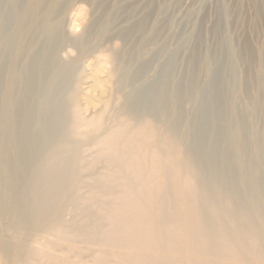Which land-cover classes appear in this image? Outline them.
<instances>
[{"label":"bare ground","instance_id":"obj_1","mask_svg":"<svg viewBox=\"0 0 264 264\" xmlns=\"http://www.w3.org/2000/svg\"><path fill=\"white\" fill-rule=\"evenodd\" d=\"M19 1L7 0L3 5L0 0V93L5 87L4 100H14L17 103L1 109L4 113L0 120L4 126L0 131L5 132L6 137L0 135V163L10 164L5 167L0 164V185H5L7 190L2 205H14L17 199L28 197V192L24 190L16 193L23 180L19 178V171L11 175V163L22 168L24 162L31 159V153L39 147L47 148L49 157L37 155L38 151L32 156L35 157L39 170L35 174L34 184L40 188L43 186L41 178L49 175L54 168L62 166L64 155L61 156V153L65 145L56 142V145H48L49 149L45 144L48 135H42L41 132L44 124L49 122L53 123L56 129L60 128L64 121L59 117L58 111L62 109L71 113L70 125L65 124L63 132L72 134L70 131H73L75 135L79 133L78 128H88L87 132H100L94 137L93 144L98 149L95 150L93 160L88 166L104 160L109 168L92 178L94 186L93 191L86 196L88 199L82 197L70 202L75 212L70 225H66L61 217H47L46 201L50 200L52 192L38 205H30L27 211L31 212L33 220L35 219L36 223L42 222L37 225L33 239L25 241L21 249H11L8 257L2 254L3 241L0 240V264H13V260H22L24 264H264L263 251L256 250V232L262 231L264 226V210L261 206L263 202L260 197L253 201L255 195L251 196L253 202L250 204L259 218V223L255 224L249 219V210L242 207V202L235 200L236 195L241 196L240 200L244 197L241 191L244 184L231 180L232 174L237 175L242 171L241 165L238 166L232 159H227L229 162L226 166L221 164L223 152L218 147L214 135L219 131L221 123L213 108L221 107L222 102L215 96L210 97L212 90L219 87L216 60L210 53V46L204 50L200 60L189 61L191 66L186 67L182 74L183 81L179 85L175 84L178 88H175L173 93L168 92V74L164 73L166 81L163 82L161 78L157 83H143L135 92L131 90L124 97L119 94L127 89L124 88L123 76L125 75L126 79L138 78L140 81L147 71L146 61L140 65L138 73L130 68L133 73L128 75L130 70L128 72L125 69L122 53L111 50L114 58L111 76L119 75L122 84L120 83L116 92L110 91V101L104 103L103 109L93 117L84 118L78 112L76 97L69 95L71 98L67 100L57 93L63 81L66 82L67 76L64 77L67 67L54 59L57 47L54 43L52 45V39L56 33L50 29L48 12L42 16L43 20H39L43 25L41 29L46 46L52 45L51 54L48 52V55L45 53L43 58H39L37 56L39 51H42L40 49L34 54V58H29L30 60L23 63L34 44L29 38L34 33V17L44 10L45 4L40 3L43 0H30L32 9L30 13L27 11L25 16L28 14L31 19L27 17L29 20L26 27L20 24L24 28L21 26L15 30L17 41H11L12 38L9 40L7 35L12 21L18 16L24 18V14L17 9ZM82 1L93 7L94 19L80 38L64 39L60 46L61 51L68 46L77 48L83 45L82 42L94 30L99 29L97 19L102 13L109 12L111 8L115 11V0ZM122 1L119 0L118 3ZM143 2H128L130 11L139 8L138 13L144 15H141L135 24H130L127 20L122 21L126 16L121 20L117 34L119 39L124 41L123 47L124 44H132L131 37L136 32H133V28L144 25L145 16L151 13V10L147 9H152L156 4V0ZM112 23L115 26V22ZM225 26L231 29L233 21L226 20ZM216 28L214 24L211 28L212 34ZM109 37L113 39L115 36ZM202 42L203 40L195 39L193 48L196 49ZM230 43L232 61L229 65L234 64L235 67H230L232 79L228 84L234 81L239 83V91L242 92L246 107L253 117L256 113L264 112V47L260 44L253 45L245 33L238 44L235 45L232 41ZM213 45L215 46L216 42ZM195 72L206 78H210L213 72L216 73L209 79L210 87L206 89L210 91L206 100L209 112L202 109L201 94L205 91L195 85L193 78L190 79ZM3 74L4 79L1 77ZM219 76H223L222 73H219ZM185 82L190 83L187 92ZM20 88L22 90L18 93ZM256 96L262 98L255 101ZM116 99L120 103L118 111L110 112L106 117L104 112L109 108L110 102L112 106ZM164 99L171 100L175 105L177 111L174 119L179 115L185 118L181 131L178 130L177 124H174V120L169 124L167 132L162 133L159 129L162 117L161 101ZM199 113L208 121L209 129L205 133L199 132L202 127ZM106 119L110 121L108 127ZM251 123L254 147L262 159L264 168L262 131L257 132L253 119ZM221 129H225L227 133L226 128ZM32 134L37 135V139L31 142L27 139ZM235 135L234 131L230 132V141ZM231 149L233 152L234 148ZM27 181L33 182L31 178ZM79 182H75L76 189L79 188ZM46 190H52V187H46ZM56 196H59L58 192ZM91 201L97 204V212L94 214L88 213L87 209ZM19 210L21 211V208ZM21 222L22 220L15 221V232ZM73 237L81 240L76 242ZM6 242L9 245L12 243L6 240L4 244ZM90 245L96 248L89 252L88 260L82 261Z\"/></svg>","mask_w":264,"mask_h":264},{"label":"rangeland","instance_id":"obj_2","mask_svg":"<svg viewBox=\"0 0 264 264\" xmlns=\"http://www.w3.org/2000/svg\"><path fill=\"white\" fill-rule=\"evenodd\" d=\"M118 1L119 0L114 1L115 11L114 8H111L109 12L102 13L100 18L97 19L99 29L94 30L93 33L82 42L83 45H79L77 48L76 46H74V48L68 46L65 50L61 51L60 46L64 39L77 40L81 37L84 30L90 26L94 19L93 7L82 0H43L40 2L41 5L45 4L42 12L43 14L40 12L41 14L34 17V33L31 34L29 38L34 44H32V47L29 49V56L23 63L30 60L29 58H34V54L40 49H42V51L41 53L39 51V55L37 56L39 58H43L45 53H47V55L48 52L51 54L52 45L53 43L54 45L56 44L57 53L54 59H56L60 65H66L67 67V72L64 77L66 78L67 76L66 82L63 81L62 87L59 88L60 90H58L57 93L61 94L64 99L76 97L75 100H77L76 104L79 114L84 118H90L103 109L104 103L109 99L111 92L114 90L116 92L120 87V83L122 84L119 75L116 74L115 77L111 76V71L114 66V58H112L111 50L115 51V53L117 51L122 53V61L126 66L125 69H127L126 71L128 72L130 70L129 73L127 72L128 75L133 73L132 71L138 73L140 65L146 61L147 71L140 81L138 78L126 79L125 73L123 74L125 76H123V79H125L123 81L125 85L124 88H127L128 91L124 89L125 91L122 90L119 94L124 97L125 94L131 90L135 92L138 86H141L143 83V85L157 83L161 78L163 82L166 81V77L163 76L164 73L168 74V92L173 93L174 90L178 88H176L175 84L179 85L180 82L183 81L182 74L184 70L186 67L191 66L189 65V61L191 59L200 60L204 50L210 46V53L216 60L215 65L217 68L216 73L219 78V87L214 88L212 94H210V91L206 90L210 87L208 86V82L210 84L209 79L216 75L214 72L211 74L210 78H206L195 72L191 75L190 79L193 78L192 80H195V85H198L205 91L201 94V99L203 102L202 109L206 112H209V106L206 103L208 94H210V97L215 96L222 102L221 107L215 106L213 108L219 116V123H221L219 131L214 134L217 139L218 147L222 149L223 152V156L221 157L223 162L221 164L222 166H226L232 159L234 162H237L238 166L241 165L242 171H240V173L238 172L237 175L232 174L231 180L237 184H244V187L241 188L244 197L243 200H240L239 198L241 196L239 197V195H236L235 200L237 202L239 200L243 203L242 207L249 210V219L255 224H258L259 218L254 214V209L250 203H252L256 197H260L263 202L261 206L264 210V168L261 164L262 159L257 153L256 147H254L251 119L255 122L257 132L260 133L262 131V140H264V112L256 113L252 117L246 107V100L242 92L239 91V83L237 81H234L232 84L228 83L232 79L230 67H235H233L234 64H232V66L229 65V62L231 63L232 61L230 42H234L235 45L238 44L245 33L250 38L253 45L256 46L260 44L264 47V0H156L154 7L152 9H147L151 10V13L145 16L144 25L142 27L133 28V32H136L131 37L132 44H124V47V41H121L117 34L121 20L126 16L122 21L127 20L130 24H135L140 16L144 15L143 13H138V11H140L139 8L135 11H130L129 7H127L128 2L131 3L133 1L141 3L145 0H123L120 3H118ZM1 2L5 5L7 0H1ZM17 9L20 10V13L24 14V18L18 16L16 20L12 21L13 23L10 26L12 29L10 28L8 30L7 36L9 40L12 38L11 41L13 42L17 41L15 30L22 25L26 27V22L31 19L28 14V16H25V14L27 11L30 13L32 3L30 0H20ZM47 12L51 20L50 29L54 30L56 34L55 37L53 36L52 45L48 44L46 46V39L41 29V27L43 28L41 24V20L43 19L41 18H43L42 16ZM226 20L233 21L231 29L226 28ZM112 22H115V26H113ZM20 24L22 25L20 26ZM214 24H216L217 28L212 34L211 28ZM23 26L22 28H24ZM37 34L40 35L38 36ZM111 35L115 37L110 39L109 36ZM35 36L37 37L35 38ZM35 39H37L36 42ZM195 39L203 40L196 49L193 48ZM214 42H216V47L213 45ZM56 60L55 62H57ZM130 68H132V71ZM219 73H222L223 76H219ZM1 77L4 79V74ZM185 86L187 92L190 83L185 82ZM231 88L233 90H231ZM3 89L4 90L1 91L2 95L0 93V118H3L2 115L4 113V110L1 109L17 104L14 100L8 102L4 100L3 94L6 93V88L4 87ZM21 90L20 88L18 93ZM23 90L25 89L23 88ZM69 95L72 96L70 97ZM260 98L262 97L256 96L255 101H259ZM119 104L118 99L112 102V106L110 102L109 108L104 112L106 117L110 112H117L120 106ZM161 105L162 117L159 121V129L161 132H167L169 124H171L173 120L174 124H177L178 130L181 131L185 125V118L183 115H179L177 119H174L177 109L169 99L162 100ZM191 113V110H189V114ZM200 113L198 117L201 115ZM58 115L66 122H63V126L60 125V128H57L59 132H56L58 131L56 126L53 127V123L50 122L49 124H44V126L46 125L47 127L45 126L44 128L43 126L41 132L42 135L44 133L48 135L45 140L47 147L48 145H56V142L57 144L59 142L65 145L63 147L64 151L61 153V156L64 155L62 166L60 168H54L46 177L43 176L40 181L43 186H41V188L36 187L34 184L35 174L39 170L38 163L35 162V157L32 158V156H35L37 151V155L41 154L43 157L50 156L47 148L39 147L37 151L30 154L31 159L26 160L22 168L16 167L15 163H11V175H15L17 174L16 171H19L18 174H21L19 178L23 180L22 186L17 187L16 193H20L23 190L24 192H28V197L26 199L22 197L21 200L17 199L14 205H2L6 198L7 190L5 189V185H0V240L3 241L2 254L4 256L8 257L11 249H21L25 241L32 240L37 225L42 222L38 221L36 223L35 219L33 220L31 212L27 211L30 205H38L41 203L42 199L45 200L52 192L50 200L46 201V207L48 208L47 217H61L65 224L69 223L68 225H70L75 215V212L70 206V202L82 197L88 199L86 196H89L93 191L94 177L99 173L105 172L109 168V165L107 162H104V160H100L88 166L93 160L95 150L98 149V147L93 144L94 137L100 132L93 130L87 132V130H89L88 128H84V130L78 128L79 133L75 135L73 131H70L72 134L63 132L65 128L64 125L67 123L70 125L71 113H68L66 109H62L58 111ZM199 121L202 126L199 132L205 133L209 129L207 118L202 114ZM107 125H110L108 119H106V127H108ZM3 126L4 123L0 120V129ZM222 127L227 129V133L225 129H221ZM231 131H234L236 134L232 141H230ZM0 132L2 137H6V135L4 136V134H6L5 132ZM36 136L37 135L32 134L27 140L32 142L37 139ZM233 140H235L234 142L236 143H234ZM231 147L234 148L233 152ZM0 164H4V167L5 165H10L7 162H1ZM30 178L33 181L31 183L27 181ZM76 181H80L78 189H76ZM46 187H52V190H46ZM57 192L59 196H56ZM251 196L254 197L253 201ZM88 206V213L94 214L97 212V204L91 201L88 203ZM3 207H5V209ZM20 208L21 211L19 210ZM16 220H22V222L18 224L19 228L17 232H15L14 225ZM256 237L258 239L256 250H262L264 253V226L262 231L256 232ZM6 240L12 242L11 245L7 244V242L4 244ZM73 240L79 242L81 239L73 237ZM95 248V246L90 245L87 252L84 253L82 261L88 260L90 258L89 252L95 250ZM12 263L24 264L22 260H13ZM42 264L51 263L43 262Z\"/></svg>","mask_w":264,"mask_h":264}]
</instances>
